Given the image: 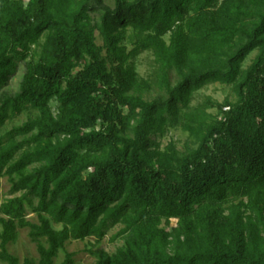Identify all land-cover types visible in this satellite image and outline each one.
Segmentation results:
<instances>
[{"label":"trees","instance_id":"16d2710c","mask_svg":"<svg viewBox=\"0 0 264 264\" xmlns=\"http://www.w3.org/2000/svg\"><path fill=\"white\" fill-rule=\"evenodd\" d=\"M0 226L4 264H264V0H0Z\"/></svg>","mask_w":264,"mask_h":264},{"label":"rangeland","instance_id":"374dc122","mask_svg":"<svg viewBox=\"0 0 264 264\" xmlns=\"http://www.w3.org/2000/svg\"><path fill=\"white\" fill-rule=\"evenodd\" d=\"M27 1V0H26ZM101 43V41H99ZM131 48V46H130ZM257 52H254L245 62L244 67H248L252 62ZM138 72L142 77H147L152 72L153 65V56L151 53L142 54L136 61ZM23 66L20 67L18 75L12 80L11 86L8 90L17 91L19 89L20 81L23 77ZM211 97L214 101L219 103L225 102L226 99H230L234 101L236 99L235 93L231 86H226L222 84H212L206 86L203 90L196 94L193 104L197 105L202 103L206 98ZM57 105L53 103L54 112H57ZM213 113H217L218 109L211 110ZM27 118V115H22L21 117L15 119L13 122L7 124L6 128L11 129L13 126L22 124ZM171 141L175 142L177 147L180 150L185 149L186 143L189 141V136L187 133L183 132L181 129L172 130L167 137L163 140V145H168ZM2 188L1 193L4 199H8L11 196L9 195V191L11 189V183L8 177H4L1 180ZM28 219L37 222V217L30 210L28 211ZM175 222L173 223V225ZM0 226V230H1ZM119 227L112 229L108 236L102 241V243L97 246L98 249L106 250L109 253H113L116 249L123 244L122 240L117 241L116 243H111L110 238L119 231ZM170 230V228H168ZM95 243V240L88 239L85 241H73L67 243L66 252L75 253V260L77 264H95L96 260L90 255L88 249L91 248V245ZM9 252L15 256H17L23 264L26 258H32L34 260H38L39 255L37 251V245L31 242L29 238V230L24 229L19 231V239L15 244H11L8 247ZM65 252H61L56 262L62 263L65 259ZM0 264H4L0 261Z\"/></svg>","mask_w":264,"mask_h":264}]
</instances>
